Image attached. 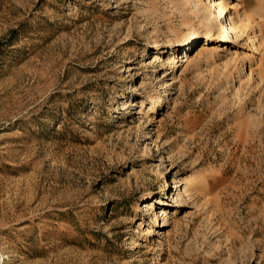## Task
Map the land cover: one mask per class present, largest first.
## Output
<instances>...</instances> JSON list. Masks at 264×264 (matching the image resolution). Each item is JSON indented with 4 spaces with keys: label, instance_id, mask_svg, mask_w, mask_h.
<instances>
[{
    "label": "rangeland",
    "instance_id": "rangeland-1",
    "mask_svg": "<svg viewBox=\"0 0 264 264\" xmlns=\"http://www.w3.org/2000/svg\"><path fill=\"white\" fill-rule=\"evenodd\" d=\"M215 1L0 0V264H264V0Z\"/></svg>",
    "mask_w": 264,
    "mask_h": 264
},
{
    "label": "bare ground",
    "instance_id": "bare-ground-1",
    "mask_svg": "<svg viewBox=\"0 0 264 264\" xmlns=\"http://www.w3.org/2000/svg\"><path fill=\"white\" fill-rule=\"evenodd\" d=\"M212 4H214L215 10L217 12V16H215V24H217V27L220 29V33L221 36L224 37L225 32L229 34L228 31L223 30L224 29V25L223 23L219 20L218 16H222V17H227V14L229 15L230 13H228V7L224 6L221 2L215 1L213 2V0H211ZM206 17V14L203 15V18ZM242 16L240 17V20H242ZM228 27L230 28L231 31H234L238 28H240V24H237V20H235V18L232 16V14L229 15V22H228ZM205 26V25H204ZM209 29V25H206V28L204 29L205 31H203V34H201V37L206 36L207 32L206 29ZM241 29V28H240ZM200 33H196V34H188L185 36V43H186V48L188 45H190L192 42L196 41V39H198ZM190 56V54L186 51L183 55H182V59L183 60H188V57ZM169 83V82H168ZM160 259L159 253L156 254L155 259H153L151 261V263L155 264L158 262V260Z\"/></svg>",
    "mask_w": 264,
    "mask_h": 264
}]
</instances>
